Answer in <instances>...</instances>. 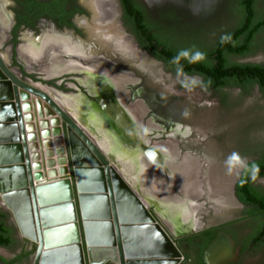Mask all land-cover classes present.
Returning a JSON list of instances; mask_svg holds the SVG:
<instances>
[{
	"label": "flooded vegetation",
	"instance_id": "af4514ba",
	"mask_svg": "<svg viewBox=\"0 0 264 264\" xmlns=\"http://www.w3.org/2000/svg\"><path fill=\"white\" fill-rule=\"evenodd\" d=\"M154 4L155 2L151 0H0V12L8 23L6 30L8 34L6 33L2 43L0 42V47H2L1 52H7L5 56L9 68L21 75L20 78L24 81L30 79L35 84L41 82L48 86L43 87L46 91V88L50 87L49 89L60 97L69 96L76 99L71 96L72 94L63 92L71 88L67 87L68 82H71L74 86H72L73 90H76L73 94L79 96L83 105L79 110L80 105L77 106V99L76 104H73L74 100L70 101L72 102L69 108L70 114H73L72 116H75L74 118L82 124L80 125L77 121L95 144L101 150L108 152L111 161H113L112 158L115 160L116 156L112 154L117 150L115 145L119 142L122 147L143 154L141 156H144V159L141 160H145L148 171L155 179L158 178L157 173L160 174L161 170L169 172L172 184L177 187V184L184 185L189 169L183 168V164L176 165L174 161L177 159L170 163L169 159L174 158L173 150L175 149V144H171V140H174L176 135L183 134L181 132L183 128H186V132L191 135L194 129L192 120L181 122L169 115L162 116V112L152 105L153 102L146 99L142 78L128 66H120L105 58V56L124 53L131 59H135L143 54L145 58L160 62L166 70L170 71L165 62L151 52L157 45L156 39L166 45L165 35L157 26L159 11L155 9ZM20 47H23L25 51L28 48L27 52L30 56L41 59L39 64L29 67L19 51ZM159 48L163 50L164 46ZM70 53L72 57L64 59L65 65H71L73 61L82 68L85 62L98 63L95 65L100 67L110 65L120 68L128 78L123 77L125 81H117L106 75L107 78L104 79L98 77L97 80H86L84 73H71L67 70L63 72L70 73H64L66 76L55 79V76L62 73L48 76L46 72L34 71L43 68V61L47 58L51 57L52 62H55L57 59H62L59 58L60 55L69 56ZM238 59L241 58H235L232 61ZM35 73L44 75L39 76ZM173 74L200 78L181 72ZM124 83L127 85V90L120 88ZM152 88L154 90V87ZM135 104L140 106L139 109L137 108V113L131 111ZM80 115L85 117L82 118ZM252 161L249 160L244 164L241 174L247 164ZM182 162L191 163L188 158ZM166 163H169V166ZM119 170L123 175L124 171L122 172L120 168ZM241 174L233 184L235 196ZM260 179L262 178L254 184L258 190H262L257 186ZM151 180L154 179L151 178ZM164 185L163 188L155 183L152 184L155 194L163 198L167 196L165 191L169 188L166 183ZM168 198L161 200L163 204H167ZM173 199L174 197H171V201H174ZM244 207L246 214L251 211V207L245 205ZM151 210L156 213L152 207ZM156 216L171 234L182 254L179 264H258L264 258V239L260 241L255 239L259 236V230L263 225L253 222L252 219H249L251 222L247 224H242L244 220L235 219L194 229L196 228V225L192 227L194 221L187 223L181 216L175 229L178 232L174 234L167 221L159 217L158 213ZM180 227L182 230L179 229ZM13 238L14 245L21 246L20 253L31 252L29 258L22 262L34 264L35 245L23 237L20 240L14 234ZM5 260L7 264L12 262V259Z\"/></svg>",
	"mask_w": 264,
	"mask_h": 264
},
{
	"label": "water",
	"instance_id": "95a60500",
	"mask_svg": "<svg viewBox=\"0 0 264 264\" xmlns=\"http://www.w3.org/2000/svg\"><path fill=\"white\" fill-rule=\"evenodd\" d=\"M1 48L0 198L35 245L34 264H179L149 203L67 108L9 68Z\"/></svg>",
	"mask_w": 264,
	"mask_h": 264
},
{
	"label": "rangeland",
	"instance_id": "374dc122",
	"mask_svg": "<svg viewBox=\"0 0 264 264\" xmlns=\"http://www.w3.org/2000/svg\"><path fill=\"white\" fill-rule=\"evenodd\" d=\"M151 1L159 7H155L159 11L157 12V26L165 38H169L185 50L194 52L204 50L217 38L229 32V29L237 23L238 0ZM263 7L264 0H260L258 8ZM70 56L72 57L71 53L69 56L60 55L59 58L62 59H57L55 62H52L49 57L43 61V68L34 71L46 72L48 76L62 73L55 76V79H60L66 76L64 73L70 72L84 73L86 80H97L98 77L107 78L105 77L106 71L95 65L98 63L85 62L83 68L75 61L71 65H65L66 60L64 59L68 57L70 59ZM145 57L141 54L131 59L124 53L105 56L120 66H128L138 77L142 78L146 99L153 102L152 105L163 113H161L162 116L168 117L169 115L181 122L192 120L194 129L191 135L186 132V128H183L181 131L183 134L176 135V138L171 140V144H175V149L173 150L174 158L169 161L172 163L177 159L174 161L176 165L183 164V168H190L198 176V183L193 184L194 196H189L185 185L174 186L169 178L171 176L169 172L161 170L160 174L157 173L158 178L155 179L148 171L145 160H141L144 159V156H141L143 154L122 147L119 142L115 145L117 150L111 153L116 156L115 160L112 158L113 162L122 172L124 171L125 179L149 203L150 208L155 209L159 217L167 221L174 234L178 232L175 229L181 216L187 223L194 221L192 226L196 225L194 229L235 219L244 220L242 224L251 222L246 218V208L234 194L233 184L241 174L244 164L249 160L257 159L264 150V96L258 87H255L249 94L237 88L225 89L222 94L217 93L207 88L200 78L173 74L166 70L160 62ZM40 60L31 56L33 64H39ZM237 61L244 64H264V33L257 38L254 53ZM73 66L78 69L73 68L71 71ZM67 69L70 72H63ZM35 74L44 75L43 73ZM123 77H119V80L125 81ZM37 84L48 87L41 82ZM72 86L71 82H68L67 87L71 88L63 92L72 94L71 96L77 99V106L80 105V110L83 104L79 96L73 94L76 90H73ZM126 87L124 83L120 88L127 90ZM223 95H226V100ZM138 107L140 108L139 104ZM185 158H188L191 163H183ZM166 164L169 166V163ZM153 183L159 187L165 186L164 183L169 185L168 191L164 190L167 193L164 198L169 197L171 201V197H174V201L170 202L167 199V204H163L164 198L155 194L156 192L152 189ZM257 186L264 191V178L258 181ZM0 208L7 212L2 200H0ZM7 226L21 240L19 229L10 213ZM20 251L21 246L18 244L12 248L0 247V255L9 260L14 259ZM21 264L29 263L22 262ZM258 264H264V258Z\"/></svg>",
	"mask_w": 264,
	"mask_h": 264
},
{
	"label": "trees",
	"instance_id": "16d2710c",
	"mask_svg": "<svg viewBox=\"0 0 264 264\" xmlns=\"http://www.w3.org/2000/svg\"><path fill=\"white\" fill-rule=\"evenodd\" d=\"M259 1L238 0L237 23L202 51L185 50L166 38V45L156 39L157 45L151 52L164 61L171 72L199 76L207 88L217 93L222 94L225 89L237 88L249 94L258 87L264 96V64L232 61L252 55L256 49L257 38L264 33V7L258 8ZM160 46H164V49L160 50ZM223 97L226 100V95ZM263 177L264 150L256 160L247 164L236 186L239 201L251 207L246 218L263 225L259 236L255 238L257 241L264 239V191L258 190L254 184ZM8 216L9 213L0 208V247L4 248L14 246V233L7 226ZM30 254L31 252L23 251L11 260V264H21ZM2 260L7 263L4 258Z\"/></svg>",
	"mask_w": 264,
	"mask_h": 264
},
{
	"label": "bare ground",
	"instance_id": "6f19581e",
	"mask_svg": "<svg viewBox=\"0 0 264 264\" xmlns=\"http://www.w3.org/2000/svg\"><path fill=\"white\" fill-rule=\"evenodd\" d=\"M7 24L8 23H6V19H5V17H4V15L0 12V42L1 41H3V39L5 38V36H6V30H7ZM8 34V33H7ZM2 43V42H1ZM56 48V47H55ZM19 51H20V53H21V55H22V57L26 60V63L29 65V67L31 66V65H33V63H32V61H31V56L28 54V48H27V51H25V49L23 48V47H20V49H19ZM33 51V50H32ZM53 52V51H52ZM35 53V52H34ZM32 54V53H31ZM23 58H22V60H23ZM25 60H23V61H25ZM34 60V59H33ZM89 60V59H88ZM102 67V69H104L106 72H107V75H109L111 78L113 77L114 79H116L117 81H120L119 80V77H123V76H125V73L120 69V68H117V67H114V66H108V65H103V66H101ZM75 69L76 67H72V69ZM78 69V68H77ZM68 70V69H67ZM76 70V69H75ZM102 75V74H101ZM44 89V88H43ZM47 89V91L48 92H50V93H48L45 89V91L60 105V106H62V107H64V108H67L68 110H69V108L71 107V104H72V102H70V101H73L74 103L73 104H76L77 103V101H76V99H74L73 97H69V96H65L64 98L63 97H60L58 94H56V92H54L53 90H51V89H49V88H46ZM53 95H52V94ZM58 100H57V99ZM124 101V100H123ZM137 106V107H136ZM139 109V107H138V104L136 105L135 104V107L133 108H131V111H133V112H135V113H137L138 112V109ZM70 111V110H69ZM73 115V114H72ZM136 115V114H135ZM137 116H138V114H137ZM75 117V116H74ZM76 118V117H75ZM78 121V120H77ZM79 122V121H78ZM80 123V122H79ZM84 123V122H83ZM80 125H82L81 123H80ZM161 145V144H160ZM164 148V147H163ZM107 155H108V152L106 151V150H104V149H102ZM169 152V151H168ZM116 168L119 170V167L116 165ZM193 169V168H192ZM119 172H120V170H119ZM172 172H174L173 170H172ZM188 172V174L186 175V177H185V182H184V185L187 187V192H189L188 194H189V196H191V195H193L194 196V191H195V187H193V184L194 183H198V176H196L195 175V173H194V171L193 170H191L190 168H189V171H187ZM121 173V172H120ZM122 174V173H121ZM184 177V176H183ZM195 186V185H194ZM185 190H186V188H185ZM189 190V191H188ZM161 191V190H160ZM4 204V203H3Z\"/></svg>",
	"mask_w": 264,
	"mask_h": 264
}]
</instances>
